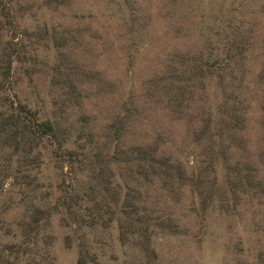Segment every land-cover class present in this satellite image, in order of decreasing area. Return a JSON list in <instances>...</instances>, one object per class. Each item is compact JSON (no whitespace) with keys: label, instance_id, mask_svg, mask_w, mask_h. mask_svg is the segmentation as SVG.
<instances>
[{"label":"rangeland","instance_id":"rangeland-1","mask_svg":"<svg viewBox=\"0 0 264 264\" xmlns=\"http://www.w3.org/2000/svg\"><path fill=\"white\" fill-rule=\"evenodd\" d=\"M243 2L0 0V52L11 40L25 58L13 62L11 77L3 81L10 80L5 84V96L15 104L18 98L42 118L67 120L76 129H90L97 139H102L113 116L127 115L130 123L125 142L156 144L158 153L169 156L187 182L174 191L157 181L142 185L130 180V172L121 167L129 173L122 178V184L127 182L122 196L141 195L149 218L170 217L186 233L170 235L155 230L151 236L153 256L131 243L121 244L114 226L80 228L70 221L65 206L54 207L62 201L58 183L65 195L79 179L83 186L100 181L102 176L96 170L79 171V162L69 169L68 162L63 161V170L52 161L43 165L38 180L48 184L42 191H50L46 194L50 218L40 228L37 245L29 242L20 246L36 253L39 264H76L79 246L96 253L100 264H264V195L255 198L247 194L233 210L225 208L233 197L225 186L224 169L220 165H214L215 169L199 167L204 163L207 144L195 142L192 130L199 125L200 108L208 102L216 105L218 94L207 97L206 92H196L195 109L190 115L187 111L179 114L149 96L147 83L168 65L172 70L184 69L182 61L203 52L209 45L208 37L213 40L209 46L219 52L223 34L228 31L226 25L243 33L249 31L252 47L245 59L247 70L242 82L248 107L245 127L239 132L242 149L234 150L231 159L250 162L264 179V165L260 163L264 150V84L260 79L261 75L264 78V0ZM64 41L63 47L57 46ZM65 78L72 84H66ZM74 85L79 94L72 93ZM188 117L195 120L189 122ZM200 171L210 183L201 176V195L197 196L191 178L199 184ZM75 172L82 175L77 180ZM16 189L8 185L0 189V254L8 259L0 264H14L17 254L15 250L9 254L5 248L17 239L13 234L22 211L8 207L11 197H18ZM212 193L218 201L224 200L222 207L214 199L201 211L202 199ZM91 195L85 197L90 201L83 212H97L107 218L95 204L97 197L93 195L91 200ZM8 230L9 236L5 235Z\"/></svg>","mask_w":264,"mask_h":264},{"label":"trees","instance_id":"trees-1","mask_svg":"<svg viewBox=\"0 0 264 264\" xmlns=\"http://www.w3.org/2000/svg\"><path fill=\"white\" fill-rule=\"evenodd\" d=\"M243 1L245 0H230V3L240 2L243 5ZM133 20L131 18L130 23ZM226 28L228 31L223 34L219 52L209 46L213 44V40L208 37L209 45H206L203 52L182 61L185 64L184 69L172 70L168 65L165 71L150 78L147 83L149 96L157 102H163L171 112L179 114H187V111L190 115L195 109L196 92H206L207 97L210 94H218L216 105L208 102L207 106L200 108L203 116L197 115L199 125L192 130V134L195 142L207 144L204 163L199 167L205 165V168L215 169L214 165H220L224 169L225 186L233 197V202L225 203V208L233 210V205L247 194H253L255 198L263 196L264 179L259 176V169L250 165V162H232L231 159L234 150L242 149L239 132L245 127L248 107L242 82L247 70L245 59L250 54L252 38L249 31L243 33V30H232L229 24ZM65 43L66 41L57 46L63 47ZM19 59L21 62L25 60L19 55L16 43L7 41L0 52V189H5L6 185L15 186L18 197H11L8 207L22 211L16 223L17 231L13 234L17 238L16 241L5 245L9 254L14 250V253L17 252L14 264H39L36 253L30 254L21 247L19 254L18 248L29 242L36 244L40 228L44 221L50 218L46 196L50 191H42L43 188L47 189L48 184L42 185L38 179L43 165L51 161L60 170H63V161L68 162L69 169H74L79 162V171L96 170V174L102 176L97 183L91 185L88 182L83 186L79 179L82 175L75 172V180L79 179L81 187L79 182L74 183L76 185L72 183L65 195L62 185L58 183L57 190L62 192V201L60 204L55 203L54 207L59 209L65 206L70 221L80 228L114 226L121 244L131 243L145 255L153 256L155 253L151 247V236L155 230L170 235L186 234L178 222L170 217L149 218L143 210L145 206L141 195H132L134 198H129L127 194L122 196L123 186L127 184L126 181L122 184V178L129 173L121 167L125 166L130 172V180L142 185L157 181L163 188L174 191L187 185L184 172L177 170L179 166L175 167L169 156L160 155L156 144H127L124 139L130 123L127 115L113 116L102 139H97L98 135L92 130L85 131L83 127L76 129L67 120L42 118L37 111L18 98L15 104L4 93L5 84L10 80L8 83L3 81L11 77L12 64ZM62 75L67 76L66 73H61ZM260 79L264 84L262 75ZM63 80L68 85L72 84L67 78ZM72 89V93H80L77 85ZM14 94L17 97L16 93ZM194 120L189 118L188 121ZM260 163L264 165V150ZM114 171H117V174ZM197 174L200 183L193 178L191 181L199 196L202 177L208 179V176H202L201 171ZM88 179L91 180L92 177L88 176ZM207 183H210L209 179ZM89 189L91 191H87ZM90 193L91 200L94 199L93 195L97 197L95 204L100 205L107 218L97 215V212H83L88 208L90 200L85 197ZM213 194L202 199L201 211L213 204L214 199L217 200ZM223 201L217 200L219 206L222 207ZM9 230L5 235H10ZM16 243L19 245L16 246ZM79 247L76 264H100L96 253H91L88 247ZM7 261L8 259L0 254V262Z\"/></svg>","mask_w":264,"mask_h":264}]
</instances>
